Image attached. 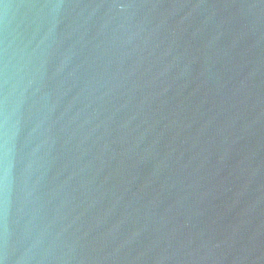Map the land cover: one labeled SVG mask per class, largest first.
<instances>
[{
    "label": "water",
    "instance_id": "water-1",
    "mask_svg": "<svg viewBox=\"0 0 264 264\" xmlns=\"http://www.w3.org/2000/svg\"><path fill=\"white\" fill-rule=\"evenodd\" d=\"M3 264H264V0H0Z\"/></svg>",
    "mask_w": 264,
    "mask_h": 264
},
{
    "label": "clouds",
    "instance_id": "clouds-1",
    "mask_svg": "<svg viewBox=\"0 0 264 264\" xmlns=\"http://www.w3.org/2000/svg\"><path fill=\"white\" fill-rule=\"evenodd\" d=\"M0 264H3V262H2V261H0Z\"/></svg>",
    "mask_w": 264,
    "mask_h": 264
}]
</instances>
